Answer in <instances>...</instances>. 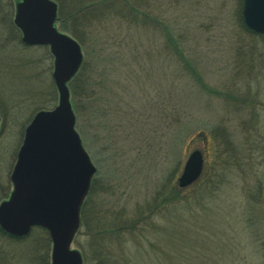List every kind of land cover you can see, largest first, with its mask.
<instances>
[{
    "label": "rangeland",
    "instance_id": "rangeland-1",
    "mask_svg": "<svg viewBox=\"0 0 264 264\" xmlns=\"http://www.w3.org/2000/svg\"><path fill=\"white\" fill-rule=\"evenodd\" d=\"M239 6L240 0H141L144 21L137 25L111 11L105 22L98 11L67 18V0L57 5L55 27L68 35L62 29L70 24L107 29L82 52L107 97L100 106L111 115L99 132L87 116L75 120L96 167L88 189L93 181V209L104 215L98 224L86 206L90 228L106 220L121 229L117 237L103 236L107 261L264 264V52L240 27ZM6 37L2 42L0 32V201L11 189L24 127L57 101L48 46ZM195 148L204 157L201 180L181 188L180 201L155 208L156 192L177 186ZM36 227L21 240L0 235V264H49L48 243ZM89 233L80 224L71 244L82 264H96L100 252L91 251Z\"/></svg>",
    "mask_w": 264,
    "mask_h": 264
},
{
    "label": "water",
    "instance_id": "water-1",
    "mask_svg": "<svg viewBox=\"0 0 264 264\" xmlns=\"http://www.w3.org/2000/svg\"><path fill=\"white\" fill-rule=\"evenodd\" d=\"M244 25L264 35V0H243ZM53 0H15L13 22L26 45H46L53 56L51 77L57 92L54 106L37 110L24 128L9 174L12 184L0 202V229L22 237L33 226L43 227L51 241L50 264H82L71 247L80 224V207L96 167L76 131L68 81L82 63L79 43L58 30ZM203 155H187L177 185L184 188L201 174Z\"/></svg>",
    "mask_w": 264,
    "mask_h": 264
},
{
    "label": "trees",
    "instance_id": "trees-1",
    "mask_svg": "<svg viewBox=\"0 0 264 264\" xmlns=\"http://www.w3.org/2000/svg\"><path fill=\"white\" fill-rule=\"evenodd\" d=\"M3 1H5V4H6V8L4 9V12H3V9L1 8ZM54 1L57 2L58 6L62 2V0H54ZM104 1L105 0H67L68 7H66L67 8L66 16H68L67 18H69L70 16H76L78 19L80 15H82L80 18H83L87 14H91L92 12L98 11L99 15L97 16V19L101 22H105L106 21L105 14L108 17L109 11H111V15L113 14L114 16H120L119 18H121V20H124L127 24L129 23L135 24L137 22H138L137 25H139L140 23L143 24V21H144L143 18L140 19L142 11H140V8H139V4L141 3V0H108V1L106 0L107 2L106 4H104ZM12 2L13 0H0V12H1L0 13V32L4 34V39L2 40V42L5 40L4 43L8 41L6 37L7 33L8 35H10V38H12L14 41H20L19 40L20 32L15 27L12 21V10H13ZM121 2L124 4V8L120 6ZM241 4H242V0H240V6H239L238 13H237L239 25L242 29H244L249 34L255 36L258 39L259 47L262 50V52H264V36L262 34L251 31L244 25L242 17H241V11H240ZM105 5H108V7L105 8L104 7ZM123 11L125 12V14H123ZM60 18L61 16L58 14L57 20H60ZM62 30L69 32L70 35L79 42V44L81 45V48L83 47L84 43L86 44V43L97 42L98 40L97 36L99 34V30H102L104 33L107 32V29H76L75 25L73 24L72 25L70 24L69 29H62ZM252 50L249 49L251 54L254 51ZM256 57L258 58V55H256ZM250 58L253 59L254 57L251 56ZM92 67H93L92 63L89 60H86L85 56L83 55L82 63L79 69L77 70V72L68 82V87H69V91L71 95V103H72V108L75 114V120L78 121L79 119V122H80V119L83 120L82 115L85 117L87 116L88 120L90 119V121L94 122L93 126L94 128L98 129L97 131L99 132V131H103L104 129V123H103L104 118L106 116L111 115V113H109L108 109L107 110L105 109V106L103 107L100 106V104L102 105L105 104L107 97L100 96V92L97 90L98 87L95 86L97 82L94 79L95 77L93 76V73H92ZM77 126L78 124L76 125L75 123V127ZM82 128L84 129L83 126ZM199 180H201V177ZM163 186L162 188H164ZM93 189H94V182L92 181L90 190L88 191L81 205V209H80L81 227H83L84 230L90 232L88 234L90 238V244H91L90 246L93 247L91 251L95 252L96 248H98L100 251V252L97 251L99 253H98L97 258L95 257L96 264H107L108 262L109 264H120V263H117V259H114L113 257H111L113 259L112 261H107L100 247L101 241L108 239V238L103 239V236L106 237L105 232L110 234V238L117 237L119 235V232H121V229H119V226L117 225H115L114 227L106 226L107 222L105 220V222L101 224L100 228L91 229L90 227L91 226L94 227V224L93 225H90V224L94 222V219L92 218L91 221L89 222V216H87L84 212L86 206H88L89 208H87V210L92 211V215L94 218L98 220L97 221L98 224L100 222V218L104 217V215L101 214L100 209H97V208L93 209L96 204L94 203ZM160 192H161V195H160ZM181 198H182L181 188L173 185L171 186L170 191L167 193H163L162 191L158 190L156 192V195L153 197L152 201L156 202L155 204V208H156L159 205L162 206L166 203L172 204L178 200L180 201ZM36 228L37 230L41 231L40 232V237H41L40 242L41 240H44L41 243L43 244L48 243L47 250L50 253V240H49L46 230L42 227H36ZM98 229L103 230L100 236H99L100 231ZM0 235L5 236L8 239L11 238L15 240H21L20 238H13V237L8 236L7 233H5L1 229H0ZM36 244L41 245L39 241L36 242L35 245ZM107 250L106 252L108 253ZM38 251L39 249L35 250L34 253L37 254ZM48 252L46 251L45 253V259H48ZM38 257H39L38 254L34 255V258H38ZM42 264H47V260L42 262Z\"/></svg>",
    "mask_w": 264,
    "mask_h": 264
}]
</instances>
